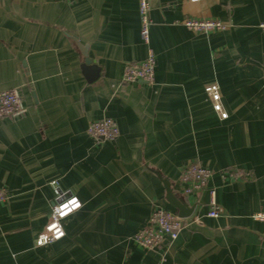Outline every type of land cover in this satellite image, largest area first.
<instances>
[{"label":"crops","instance_id":"0c3cea01","mask_svg":"<svg viewBox=\"0 0 264 264\" xmlns=\"http://www.w3.org/2000/svg\"><path fill=\"white\" fill-rule=\"evenodd\" d=\"M149 4L146 46L138 0H0V93L17 90L26 109L0 120V264H264V223L252 219L264 212V0ZM188 19L228 28L195 33ZM80 47L99 69L92 80ZM148 49L154 83L123 82ZM105 118L119 129L113 143L86 134ZM191 164L214 174L187 195L179 177ZM163 181L193 211L173 242L143 250L132 239L153 208L176 213ZM210 189L217 218L207 217ZM56 193L81 208L61 240L36 247Z\"/></svg>","mask_w":264,"mask_h":264},{"label":"built area","instance_id":"2783aa9c","mask_svg":"<svg viewBox=\"0 0 264 264\" xmlns=\"http://www.w3.org/2000/svg\"><path fill=\"white\" fill-rule=\"evenodd\" d=\"M65 3H74L78 0H60ZM149 0H138V13L140 20V39L144 45L149 44L151 21L149 18ZM187 30L209 34L226 31L228 26L216 20L188 19L182 24ZM264 34V22L258 25ZM155 55L151 49L147 50L146 57L141 61L128 62L124 65L122 81L125 83L143 82L152 85L155 78ZM205 94L212 102L213 111L221 120L227 118L220 103V93L217 85H210L204 89ZM26 112L22 104L20 94L17 90H10L0 93V120L15 119ZM86 134L92 140L102 143H113L119 136V129L116 123L109 119H101L89 123ZM213 171L201 165L191 164L186 166L180 174L179 181L183 186L184 193L193 195L207 189L208 183L213 176ZM235 181L244 178L245 175L230 171L222 173ZM54 185V183H52ZM57 195V199L51 208V215L48 223L35 239L36 247H43L61 240L64 236L63 221L73 215L81 208V203L72 194ZM208 212L207 217L217 218L220 214V207L216 202L215 191L208 190ZM7 193L0 189V203L7 200ZM75 201V203H73ZM252 219L264 223V212L256 213ZM182 219L176 213L163 210L160 207L153 208L147 224L133 236V242L143 250H156L165 244L173 242L182 227Z\"/></svg>","mask_w":264,"mask_h":264},{"label":"water","instance_id":"95a60500","mask_svg":"<svg viewBox=\"0 0 264 264\" xmlns=\"http://www.w3.org/2000/svg\"><path fill=\"white\" fill-rule=\"evenodd\" d=\"M80 50H81L83 57L85 58L84 64L82 67L83 71L86 74L87 73L90 74L91 80H92V78L96 76L99 69L92 66V62H93L92 57L90 54L86 52V47H80ZM163 186H164L165 193H166L165 199L167 203L176 211V215L182 220L190 217L193 211V208L187 207V205H185L182 201L176 199L174 195L172 194L171 189L166 181H163Z\"/></svg>","mask_w":264,"mask_h":264},{"label":"clouds","instance_id":"9594fccd","mask_svg":"<svg viewBox=\"0 0 264 264\" xmlns=\"http://www.w3.org/2000/svg\"><path fill=\"white\" fill-rule=\"evenodd\" d=\"M73 203H75V201H73Z\"/></svg>","mask_w":264,"mask_h":264}]
</instances>
